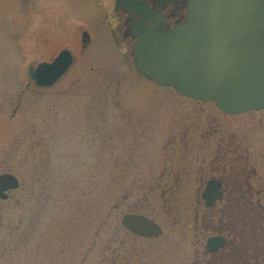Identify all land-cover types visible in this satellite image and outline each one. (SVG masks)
Returning a JSON list of instances; mask_svg holds the SVG:
<instances>
[{"label":"rangeland","instance_id":"374dc122","mask_svg":"<svg viewBox=\"0 0 264 264\" xmlns=\"http://www.w3.org/2000/svg\"><path fill=\"white\" fill-rule=\"evenodd\" d=\"M114 5L115 0H0V175L14 172L24 182L12 201H0V264H124V241L133 242L121 224L123 216L143 206L158 220H169L173 216L165 203L178 205L175 211L182 208L181 216L189 203L196 202L194 194L147 192L169 163L168 156L176 160L183 153L179 141L187 127L209 123L204 133L211 139V149H216V139L208 134L223 126L227 138L247 151L255 173L252 184L264 190V111L228 116L213 103L191 101L145 80L134 67L135 57L124 44L122 31L116 30L113 37L111 29L119 22ZM84 30L92 37L86 50ZM19 34L26 36L28 57L18 44ZM64 47L78 59L65 79L49 89H25L29 65L51 60ZM113 108L114 118L125 114L128 119L119 121L131 128L126 179L121 167L112 178L92 172L89 158H77V150L85 154L90 148L89 141L78 143L80 125L89 133L85 125ZM60 139L68 141L65 160L64 147L53 141ZM173 139L180 153L169 152ZM118 146L122 161L123 144ZM44 148L51 154L46 163L49 183L43 195L38 191L31 199L29 173L45 160ZM197 156L193 153L190 159ZM138 186L148 189L140 193ZM36 197L43 204L32 209ZM167 254L160 264H172Z\"/></svg>","mask_w":264,"mask_h":264},{"label":"flooded vegetation","instance_id":"af4514ba","mask_svg":"<svg viewBox=\"0 0 264 264\" xmlns=\"http://www.w3.org/2000/svg\"><path fill=\"white\" fill-rule=\"evenodd\" d=\"M123 1L125 0H115L113 12L117 14L119 22L111 30L114 38H116V30L122 31L124 44L133 52L136 42L134 14L127 7L118 6V2ZM140 1L148 4L152 13L160 11L167 20V29L188 20L190 0ZM25 37L24 34H19L18 44L25 45ZM85 40L88 43L89 36H86ZM65 48H62L58 54ZM57 56L51 60H36L33 64L52 62ZM113 112L114 108L105 115L101 113L103 116L94 124L85 125L90 127L89 133L84 126L80 125L83 130L78 129V143L83 146L89 141L90 148L85 151V154L77 150V158L78 160H81L82 156L89 158L92 172L101 171L112 178L114 170L121 167L123 178L126 179L130 174V145L127 138L131 128L126 122H120L128 119L125 114L120 113L119 118H114ZM113 119L120 121L113 122ZM207 127L209 123H204L195 129L187 127L186 131L182 127L184 128L181 130L183 137L179 141L184 144L182 151L177 147L179 144H173L175 142L173 139L169 142V152L183 153L176 156V160L172 155L168 156L171 158L169 163L167 160L157 183L147 191L152 194L160 193L163 196H174L180 193L194 194L196 202L189 203L185 209L186 213L180 216L178 211L182 208L175 211L178 205L168 201L164 205L169 209V216H173L169 220H158L150 213L144 212L143 206L128 213L150 218L161 227L162 235L143 237L123 227L128 234V241L130 239L133 242L129 244L126 240L124 241V264H160L168 256L167 253L171 255L172 264H264V198H262L264 190L252 184L254 169L251 160L246 159L247 151L243 150L241 143L230 141L223 126H220L212 129L213 132L208 134L209 137L216 139L217 148L211 149L209 141L211 139L206 138ZM115 129L117 132L114 131ZM190 134L193 138H189ZM53 141L59 142L64 147L61 158L65 160L68 141L65 139ZM100 142H103L105 147H101ZM121 143L124 148L122 161L118 156L120 152L118 145ZM136 144L140 145V142L136 140ZM193 153L198 155L194 161L190 159ZM49 154L50 151L44 148L45 160L41 164L34 165L29 173L27 191L31 199L38 191H41L43 195L46 190L44 185L46 187L49 183L46 176V163L48 165L51 158ZM33 158L35 159V155ZM109 164L110 169L107 166ZM63 171L66 173L65 166ZM5 173L14 174L20 182L18 189L8 193L7 200L0 199L1 202L8 203L13 200L16 193L23 190L24 182L14 172ZM145 189L148 188L138 186L136 190L142 193ZM36 200L30 205L32 209L36 208L37 203H42L39 197H36Z\"/></svg>","mask_w":264,"mask_h":264},{"label":"water","instance_id":"95a60500","mask_svg":"<svg viewBox=\"0 0 264 264\" xmlns=\"http://www.w3.org/2000/svg\"><path fill=\"white\" fill-rule=\"evenodd\" d=\"M120 5L134 14L139 72L184 96L214 101L228 114L264 110V0H192L188 22L171 31L163 30L167 20L148 4L125 0ZM74 63L65 50L54 63L31 68L32 78L51 87ZM19 186L16 176L2 174L0 199L7 200ZM122 224L140 236L162 235L161 227L143 215H125Z\"/></svg>","mask_w":264,"mask_h":264}]
</instances>
